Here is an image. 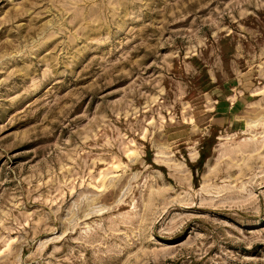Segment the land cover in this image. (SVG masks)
I'll list each match as a JSON object with an SVG mask.
<instances>
[{
  "label": "rangeland",
  "instance_id": "1",
  "mask_svg": "<svg viewBox=\"0 0 264 264\" xmlns=\"http://www.w3.org/2000/svg\"><path fill=\"white\" fill-rule=\"evenodd\" d=\"M0 264H264V0H0Z\"/></svg>",
  "mask_w": 264,
  "mask_h": 264
},
{
  "label": "bare ground",
  "instance_id": "2",
  "mask_svg": "<svg viewBox=\"0 0 264 264\" xmlns=\"http://www.w3.org/2000/svg\"><path fill=\"white\" fill-rule=\"evenodd\" d=\"M256 126V125H255Z\"/></svg>",
  "mask_w": 264,
  "mask_h": 264
}]
</instances>
